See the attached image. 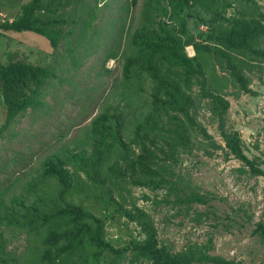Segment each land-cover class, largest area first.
I'll use <instances>...</instances> for the list:
<instances>
[{
  "label": "rangeland",
  "instance_id": "374dc122",
  "mask_svg": "<svg viewBox=\"0 0 264 264\" xmlns=\"http://www.w3.org/2000/svg\"><path fill=\"white\" fill-rule=\"evenodd\" d=\"M30 1L0 0V24L20 17L21 7ZM41 1L46 4L48 0ZM202 1L214 5L215 16L203 10ZM56 4L57 8L44 14L67 12L76 20L72 35L62 39L56 50L43 36L0 29L1 64L23 61L46 67L54 75L43 85L41 105L35 110L28 109L6 128H3L6 109L0 97V192L4 191L7 199L5 209L0 210V233L9 264L35 263L29 254L36 239L15 225L17 216L13 212L21 209L13 203L14 195L27 181L37 179L47 156L59 154L68 161L71 152L76 154L84 149L88 155L91 153V142L83 134L90 135V122L114 101L113 90H121L118 83L123 81L127 59L131 61L128 68L139 74L141 95L147 102L150 100L151 84L140 55L146 53L141 37L146 42H157L154 39L161 36L160 29L165 24L167 32L177 30L178 36L189 40L183 52L191 58L196 45L210 50L218 47L210 39L209 30L217 25L230 26L231 18L238 17L241 7V12H251L252 17L264 23V17H260L264 16V0L244 3L217 0L215 4L213 0H201L190 9H183L179 17L173 14L167 0H83L56 1ZM89 11H93L95 18L84 27ZM201 22H206L209 29ZM181 30L183 33H179ZM256 48L264 49V34ZM138 50L143 51L139 56ZM113 53L114 57H110ZM230 54L229 60H216L210 53L191 58L203 75L205 92L200 91L196 77L188 80V88L179 85V94L188 98L190 120L178 111L172 113V122L166 120L161 124V130L165 131L171 130L173 123L183 122L188 138L171 147L160 139L155 140V145L146 140L144 144L152 153H145L148 159L132 165L121 161L120 170L113 177L118 187L106 181L104 188L113 192L125 209L137 208L147 214L157 247L165 253L177 254L196 243L210 256L222 259L218 264H264V240L256 230L257 224L264 225V176L251 174L247 166L225 153L221 136V130L236 131L243 154L263 168L264 119L259 110L264 101V58L252 55L246 60L239 54ZM234 65H240L236 71L230 67ZM172 80L176 83L175 78ZM207 94L228 101L222 116ZM133 138L131 128L126 125L117 136L105 134L100 149L112 147L109 155L116 160L114 150L126 155L124 146L130 144L127 154L135 159L140 146L139 139ZM85 162L90 163L83 160L68 164ZM109 165V161L103 163L100 172L107 171ZM79 176L85 184L92 182L84 173ZM98 178L102 180L101 173ZM138 181L148 184L140 186L136 184ZM94 193L101 194L99 189L86 188L73 200H79L86 210L104 220V237L112 249H102L104 260L98 264H153L131 249L132 240L140 244L144 238L139 227L114 215L111 209H103L93 198Z\"/></svg>",
  "mask_w": 264,
  "mask_h": 264
},
{
  "label": "trees",
  "instance_id": "16d2710c",
  "mask_svg": "<svg viewBox=\"0 0 264 264\" xmlns=\"http://www.w3.org/2000/svg\"><path fill=\"white\" fill-rule=\"evenodd\" d=\"M56 1L70 3L83 0H48L46 4H43L41 0H31L21 7L20 17L11 23L0 24V29L35 33L43 36L52 50H56L62 39L72 35L76 24V20L67 12L66 15L44 14L46 11L57 8ZM167 1L177 17L183 9H190L201 2V0ZM234 1L246 2V0ZM216 2L217 0H213L214 4ZM202 6L205 12L215 16L214 5L202 1ZM241 8L238 17L231 18L230 26L217 25L213 27V30H209L210 39L216 41L218 47L210 50L207 46L203 48L196 45L195 49L193 48L195 51L193 58L205 56L208 53L216 60H229L232 55L230 53L239 54L246 60L252 58V55L264 58V49L256 48L260 36L264 34V23L252 17L251 12H241ZM260 17L264 16L260 15ZM94 18L93 11H89V18L83 21L84 27H88ZM200 24L208 28L206 22ZM123 27L124 25L121 28L122 32ZM166 27L165 24L162 25L161 36L154 39L157 40L155 43L146 42L144 37L140 38L146 53L138 50L137 54L139 56L141 53V60L146 64L144 68L151 84L150 100L147 102L141 95L142 88L138 83L139 74L128 68L127 65H131V61L127 59L123 66V81L118 83L121 90H113L114 101L105 105L100 115L90 122V135L83 134L91 142V153L88 155L84 149L76 154L71 152L68 154V161L65 156L59 154L47 156L42 163V170L38 171V180L27 181L14 195L13 203L21 209L13 212L17 216L15 225L26 229L36 239V246L29 254L34 264H98L99 260H104L102 249H112L111 244L104 237V220L86 210L79 200L77 202L73 200V196L79 195L86 188L99 189L101 194L94 193L93 198L101 203L103 209H111L114 215L124 217L139 227L144 235L142 242L140 244L133 240L130 242L132 251H135L138 256L153 264H198V262L218 264L222 262V259L210 256L202 245L196 243L188 245L185 250L177 254L165 253L157 247L147 214L137 208L125 209L113 197V192L104 188L106 181L118 187L113 177L119 172L121 161H127L132 165L136 161L142 163L143 160L148 159L145 153H152L144 144L146 140L155 145V140L160 139L171 147L182 139L188 138L183 122L177 121L173 123L171 130L165 131L161 130V124L166 120L172 122L174 119L172 113L178 111L185 119L190 120L188 98L179 94V85L188 88V80L196 77L199 79L200 91H204V80L200 69L193 64L192 57H187L183 52L189 40L178 36L177 30L175 33L167 32ZM205 48L206 50H203ZM110 57H114V53L110 54ZM239 66L230 67L236 71ZM234 75L241 78L237 73ZM53 77V73L46 67L17 60L7 64L0 63V97L6 109L3 128H6L17 117L24 115L28 109L35 110L41 105L40 95L43 85ZM172 78L176 79V83ZM207 96L211 98L212 104L217 105L219 116H222L228 108V101L214 94H207ZM164 117L165 120H163ZM130 119L131 122H129ZM126 125L131 128L133 139L135 137L139 139L140 154L135 159L129 158L127 154L129 144L127 147L124 146L126 155L114 150L116 162L109 155L112 147L101 150L100 143L105 134L110 132L117 136L123 132ZM167 131L169 134L166 133ZM152 136H154L153 139ZM221 136L225 153L247 166L251 174L264 176V164L263 168H260L243 154L241 140L236 131L223 132L221 130ZM83 160L92 165L87 162L68 164L69 161L75 163L83 162ZM108 161L110 163L108 170L100 172L102 164ZM79 173H84L92 182L85 184ZM100 173L102 180L98 178ZM136 184L144 186L148 182L138 181ZM9 187L12 188V184ZM120 195L118 193L117 197ZM29 198H32L30 202ZM6 201L5 192H0V210L5 209ZM19 219L22 221L20 222ZM0 222H2L1 218ZM256 230L260 238L264 240V225L257 224ZM4 244L5 241L0 233V264H9L4 254Z\"/></svg>",
  "mask_w": 264,
  "mask_h": 264
},
{
  "label": "built area",
  "instance_id": "2783aa9c",
  "mask_svg": "<svg viewBox=\"0 0 264 264\" xmlns=\"http://www.w3.org/2000/svg\"><path fill=\"white\" fill-rule=\"evenodd\" d=\"M259 112H260L262 118L264 119V101H263V103H262V105H261V107H260Z\"/></svg>",
  "mask_w": 264,
  "mask_h": 264
}]
</instances>
